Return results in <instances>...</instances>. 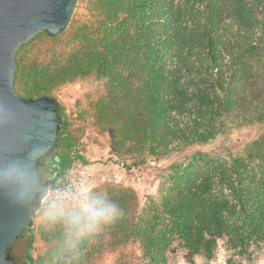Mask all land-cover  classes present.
<instances>
[{
	"label": "trees",
	"instance_id": "16d2710c",
	"mask_svg": "<svg viewBox=\"0 0 264 264\" xmlns=\"http://www.w3.org/2000/svg\"><path fill=\"white\" fill-rule=\"evenodd\" d=\"M87 6V20L72 18L55 35L42 32H71L66 51L24 59L38 34L20 45L13 79L18 94L52 96L67 82L103 81L95 117L116 151L134 156L133 164L208 142L233 126L264 124V0H88ZM57 106L62 126L55 153L37 162L40 179L44 173L62 177L80 157L70 154L75 141ZM167 180L157 208L143 212L131 188L95 192L117 202L122 216L74 248L56 223L59 229L46 234L56 241L48 260L86 264L104 242L137 240L144 264H165L167 253L210 259L220 241L237 254L264 245V132L240 153L195 152L186 164L171 165ZM38 229L13 242L25 237L20 264H35L29 249Z\"/></svg>",
	"mask_w": 264,
	"mask_h": 264
},
{
	"label": "rangeland",
	"instance_id": "374dc122",
	"mask_svg": "<svg viewBox=\"0 0 264 264\" xmlns=\"http://www.w3.org/2000/svg\"><path fill=\"white\" fill-rule=\"evenodd\" d=\"M87 1L78 0L72 16L76 22L87 20L89 17ZM72 42L71 32H65L56 37L38 33L37 37L24 49V59L44 58L53 51H66ZM104 85L103 81L82 78L67 82L52 93L64 114V130L75 141V147L70 154L77 153L80 156L72 160L62 177L56 179L53 189L58 188L65 181L93 192H98L109 185H117L131 188L136 193L139 212L155 209L168 183L167 175L171 165L186 164L195 152L209 156L240 153L254 138L264 132V124L233 126L224 134L208 142L196 143L181 150L171 151L162 156H152L144 162L133 164L134 156L118 153L109 129L98 123L95 117L93 104L104 93ZM118 158H123L124 164ZM46 176L44 173L41 179L45 181ZM51 196H53L52 193L51 199L44 198L43 204L33 216V226H40L29 249L35 264H51L48 260V251L56 241L46 238V234L49 228L59 229V226H54L56 222L47 214ZM24 246L25 237L8 249L14 264L21 263ZM86 264H144V258L137 240L119 245L104 242L100 250L93 254L91 261ZM165 264H264V245H254L246 252L237 254L226 251L224 243L220 241L210 259L196 255L188 261L179 253H167Z\"/></svg>",
	"mask_w": 264,
	"mask_h": 264
},
{
	"label": "water",
	"instance_id": "95a60500",
	"mask_svg": "<svg viewBox=\"0 0 264 264\" xmlns=\"http://www.w3.org/2000/svg\"><path fill=\"white\" fill-rule=\"evenodd\" d=\"M78 0H0V264H14L8 249L33 226L56 178L42 181L37 162L55 153L62 126L55 98L27 97L13 88L15 53L22 43L44 32L64 31ZM19 163L27 173L23 185L5 174V166Z\"/></svg>",
	"mask_w": 264,
	"mask_h": 264
},
{
	"label": "clouds",
	"instance_id": "9594fccd",
	"mask_svg": "<svg viewBox=\"0 0 264 264\" xmlns=\"http://www.w3.org/2000/svg\"><path fill=\"white\" fill-rule=\"evenodd\" d=\"M4 172L17 184L23 185L27 180L26 170L19 163H9ZM47 214L61 225L65 241L74 248L82 239L119 219L123 209L92 190L68 187L53 195Z\"/></svg>",
	"mask_w": 264,
	"mask_h": 264
},
{
	"label": "built area",
	"instance_id": "2783aa9c",
	"mask_svg": "<svg viewBox=\"0 0 264 264\" xmlns=\"http://www.w3.org/2000/svg\"><path fill=\"white\" fill-rule=\"evenodd\" d=\"M77 155V153H74V156H76ZM119 159V161H121L123 164H124V160H123V158H118ZM68 187H76L75 186V184H73V183H71V182H69V181H65V182H63L62 183V185L61 186H59L58 188H56V189H53V190H50L48 193H47V195H46V197L45 198H50V194L52 193V195H54L56 192H58V191H61V190H64V189H66V188H68ZM51 197H53V196H51ZM51 199V198H50Z\"/></svg>",
	"mask_w": 264,
	"mask_h": 264
},
{
	"label": "flooded vegetation",
	"instance_id": "af4514ba",
	"mask_svg": "<svg viewBox=\"0 0 264 264\" xmlns=\"http://www.w3.org/2000/svg\"><path fill=\"white\" fill-rule=\"evenodd\" d=\"M53 177H56L54 180L57 179V176H54V175H53V176H50V175H47V176H46V180H47L48 178H53Z\"/></svg>",
	"mask_w": 264,
	"mask_h": 264
}]
</instances>
